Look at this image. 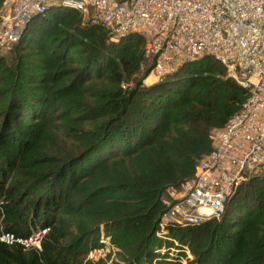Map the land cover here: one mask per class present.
Listing matches in <instances>:
<instances>
[{
	"label": "trees",
	"instance_id": "1",
	"mask_svg": "<svg viewBox=\"0 0 264 264\" xmlns=\"http://www.w3.org/2000/svg\"><path fill=\"white\" fill-rule=\"evenodd\" d=\"M6 0H0V9ZM139 33L116 38L70 7L28 18L0 50V264H264V164L218 216L167 222L162 197L194 178L211 131L248 92L211 55L145 84Z\"/></svg>",
	"mask_w": 264,
	"mask_h": 264
},
{
	"label": "built area",
	"instance_id": "2",
	"mask_svg": "<svg viewBox=\"0 0 264 264\" xmlns=\"http://www.w3.org/2000/svg\"><path fill=\"white\" fill-rule=\"evenodd\" d=\"M51 5L77 10L114 38L141 34L151 65L145 84L207 54L247 90L240 110L211 131L212 150L198 162L194 178L166 189L162 202L168 210L157 234L167 222L195 224L223 212L232 190L264 164V0H6L0 9V50L19 38L31 14ZM47 230L27 236L0 230V242L39 249ZM110 249L105 244L87 258Z\"/></svg>",
	"mask_w": 264,
	"mask_h": 264
},
{
	"label": "rangeland",
	"instance_id": "3",
	"mask_svg": "<svg viewBox=\"0 0 264 264\" xmlns=\"http://www.w3.org/2000/svg\"><path fill=\"white\" fill-rule=\"evenodd\" d=\"M148 64H149L148 61H144L143 65H142V70L145 69L148 66ZM150 80L151 79H149L146 82H149ZM109 253H110V250H109V252L93 253L91 255V257H89V258L93 261H98L99 259H102V260H104L105 264H112L110 259H112L113 255H111ZM107 254H109L110 259L107 258V256H106Z\"/></svg>",
	"mask_w": 264,
	"mask_h": 264
}]
</instances>
